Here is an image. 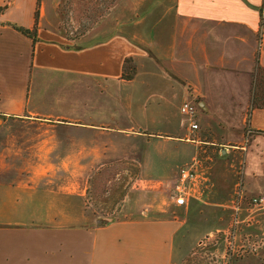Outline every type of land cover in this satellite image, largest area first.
Returning <instances> with one entry per match:
<instances>
[{
	"label": "crops",
	"instance_id": "obj_1",
	"mask_svg": "<svg viewBox=\"0 0 264 264\" xmlns=\"http://www.w3.org/2000/svg\"><path fill=\"white\" fill-rule=\"evenodd\" d=\"M70 2L0 0V264H180L234 202V241L256 243L216 264H264L248 202L264 194V0H113L74 39ZM35 10V41L5 24L30 29ZM194 158L198 193L177 205Z\"/></svg>",
	"mask_w": 264,
	"mask_h": 264
},
{
	"label": "rangeland",
	"instance_id": "obj_2",
	"mask_svg": "<svg viewBox=\"0 0 264 264\" xmlns=\"http://www.w3.org/2000/svg\"><path fill=\"white\" fill-rule=\"evenodd\" d=\"M109 1L110 0H71L66 8L64 18L66 28L70 34H74L76 31L90 24L93 19L97 20V11L108 7L110 5ZM262 15L264 16V10ZM114 170H116V168H114ZM114 170L108 171V173L104 175L105 177L100 179V188L102 191L111 187V183H108V180L112 181L114 179ZM233 206L234 210L226 226L227 230L224 232H214L210 239L206 237L202 238L198 244L194 245L190 254L185 257L180 264H216V260L218 259L217 256L222 249L226 252V255L229 256L234 253L239 254L244 249H251L254 247L256 241L250 236H242L234 241L238 205L234 202ZM220 241H223V243L221 244Z\"/></svg>",
	"mask_w": 264,
	"mask_h": 264
},
{
	"label": "built area",
	"instance_id": "obj_3",
	"mask_svg": "<svg viewBox=\"0 0 264 264\" xmlns=\"http://www.w3.org/2000/svg\"><path fill=\"white\" fill-rule=\"evenodd\" d=\"M181 111L193 118L195 107L190 102L185 101L181 105ZM189 129L191 133L198 129V124L193 119L191 120ZM249 135L250 130L247 129L246 136ZM199 163L200 159L194 158L191 162L184 164L179 168L178 179L172 190V195L177 205L185 204L189 197L195 196L198 193V185L200 181L197 174V166ZM248 202L251 205L264 208V194L252 195L249 197Z\"/></svg>",
	"mask_w": 264,
	"mask_h": 264
},
{
	"label": "trees",
	"instance_id": "obj_4",
	"mask_svg": "<svg viewBox=\"0 0 264 264\" xmlns=\"http://www.w3.org/2000/svg\"><path fill=\"white\" fill-rule=\"evenodd\" d=\"M39 0H37V4H38ZM110 5L112 4L113 0L109 1ZM103 8L97 11L96 14H98L97 18L107 9ZM5 10V6L0 5V15L4 12ZM65 11V9H64ZM37 17H38V11L35 10L34 12V25L32 28H25L23 26H19L16 25L14 23L11 22H6L5 24L9 25L10 27H12L13 29H15L16 31L20 32L21 34L31 38L32 40H36V32H35V27H36V23H37ZM263 17V15H262ZM64 18H65V13H64ZM264 19V18H262ZM92 21H96V19L92 20ZM65 22V20H64ZM91 23V22H90ZM90 24L86 25L85 27H83L82 29H80L79 31H76L74 34H70V32L67 30L65 23H64V27L66 29V36L70 39H74L77 36H79L80 34H82V32H84V30H86V28H88ZM135 72V68L134 65L132 64L131 60H127L125 67H124V71L122 73V76L126 79H130L132 78L133 74ZM262 108L264 107V67L262 66H256L254 68L253 71V75H252V88H251V108Z\"/></svg>",
	"mask_w": 264,
	"mask_h": 264
},
{
	"label": "water",
	"instance_id": "obj_5",
	"mask_svg": "<svg viewBox=\"0 0 264 264\" xmlns=\"http://www.w3.org/2000/svg\"><path fill=\"white\" fill-rule=\"evenodd\" d=\"M108 218H99L96 222L98 224H103V223H107L108 222Z\"/></svg>",
	"mask_w": 264,
	"mask_h": 264
}]
</instances>
